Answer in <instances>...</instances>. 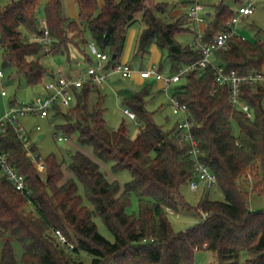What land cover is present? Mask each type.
I'll use <instances>...</instances> for the list:
<instances>
[{
  "label": "trees",
  "instance_id": "16d2710c",
  "mask_svg": "<svg viewBox=\"0 0 264 264\" xmlns=\"http://www.w3.org/2000/svg\"><path fill=\"white\" fill-rule=\"evenodd\" d=\"M40 1H11L0 10L3 66L28 87L43 86L49 77L41 63L44 56L61 54L69 62L74 51L84 64H91L86 35L98 50L110 54L106 70L121 63L127 32L139 20L143 26L133 58L148 54L155 45L161 53L158 70L166 69L167 75L201 58L190 44L181 46L175 39L178 34H195L185 22L187 10L168 20L176 5L186 9L195 0H103L102 5L74 0L78 21L63 15L62 0H46V54L30 39L43 35L37 22ZM234 15L235 10L222 2L213 5L203 40L224 32ZM212 61L225 73L241 77L264 72V43L232 36L225 49L213 53ZM180 83L173 96L187 107L198 160L215 175L223 199L213 200L205 190L192 205L182 194L195 175L191 147L180 141L176 123L169 130L156 124L146 107L150 92L141 90L122 99L138 126L136 136L130 137L123 121L117 129L107 127L104 97L86 84L63 116L71 122L57 129L67 137L75 134L77 144L89 148L97 161L78 150L67 164L47 157L45 171L39 172L12 128L0 136V150L27 185L21 193L0 176V264L16 263L12 241L22 249V264H83L81 251L92 256L91 264H194L198 251L211 252L216 264H264V209L251 210L248 200L251 193L264 195V85L241 84V98L252 113L246 118L230 105L229 90L215 86L211 66L190 71ZM58 116L59 111L52 114ZM102 164L109 165L113 175L128 172L130 180L121 185L108 179ZM132 196L138 203L136 215L126 211ZM181 208L192 210L200 221L174 232L169 212ZM94 217L102 220L112 242L99 234ZM55 230L71 250L59 242Z\"/></svg>",
  "mask_w": 264,
  "mask_h": 264
},
{
  "label": "rangeland",
  "instance_id": "374dc122",
  "mask_svg": "<svg viewBox=\"0 0 264 264\" xmlns=\"http://www.w3.org/2000/svg\"><path fill=\"white\" fill-rule=\"evenodd\" d=\"M11 1L17 0H0V10L3 9ZM170 4H176V0H167ZM245 0H200V3L205 6V12H211L213 14V5L224 3L229 6L232 10H236L239 6V3H243ZM46 0H41L37 13V22L44 19V4ZM63 3V15L66 16L67 11V2L62 0ZM66 8V9H65ZM188 7H181L176 5L168 13L169 21L174 20L183 14L184 10L186 11ZM75 11L76 7H75ZM210 20L207 18L206 23ZM185 22L188 20L185 18ZM188 24V23H187ZM189 25V24H188ZM142 24L140 20L132 25L128 32L125 42V47L123 53H127L126 59L122 57L120 62L129 63L134 69H148L152 68L154 65L158 68L161 61L160 57L155 58L158 48L155 45H152L149 48L148 54L143 55L142 57L134 56V51L136 47V41L140 30L142 29ZM187 27V26H186ZM237 34L243 37L249 42L260 41L264 43V0H256L255 2V11L252 16L248 18H240L238 24L236 25ZM194 38L192 32H186L178 34L175 39L181 46H188L191 44ZM85 39L89 44L91 40L89 36H85ZM87 46V48H88ZM161 54V53H160ZM73 60L82 61L79 59V55L76 52L71 53ZM72 60V61H73ZM76 62V63H77ZM42 65L48 70L54 71L57 73L58 68L63 69V73L67 72V58L64 55H47L41 58ZM75 63V62H73ZM76 63L74 66H76ZM82 65L85 66L82 61ZM0 72L3 74V78L0 82V118L5 114L7 107L10 102L16 103L17 105H22L25 103L32 102L39 94L42 93L43 86H38L35 88L28 87L23 80L15 75L14 70L7 69L3 66V49L0 47ZM166 74V69L162 72ZM63 74V75H64ZM44 78V82L46 81ZM118 80V81H116ZM43 82V84H44ZM157 83L154 79H148L140 81L136 77L130 79H121L119 76L110 77L107 82L102 86L101 95L104 97L103 107L105 108L104 120L109 129H117L120 123L123 121L126 128L128 129L129 136L135 137L138 131V126L135 121L129 120L124 114V106L122 104V93L126 92H138L141 90H149L151 92L150 97L147 102V109L150 112H153V118L156 124L162 126L165 130H169L175 126L180 120L179 115H174L169 106V97L173 95L175 88L180 86V84H173L167 93L163 92L161 88L159 89ZM162 87V86H161ZM5 92L6 96H2L1 93ZM95 98V96H93ZM94 100V99H92ZM91 100V103H92ZM69 110H64L63 113L67 114ZM64 115L58 117L49 116L46 119H41L38 116L28 115L25 117H20L18 119V124L21 126L27 133L30 143L33 147V153L38 154L40 159L44 161L49 156H54L57 160L67 164L69 162L70 154L80 150L91 157L93 160L97 161L96 158L92 155L89 148L80 147L76 142V135L71 137L65 136L59 129L58 125H62L66 122H71L70 119L63 117ZM40 127V130L37 131L36 127ZM234 133H237L236 128H234ZM42 136V138H40ZM61 137L63 140L58 141L55 137ZM27 156V155H26ZM101 170L105 173L106 177L110 180H117L121 185H124L130 180L128 172H121L117 175H113L110 172L109 165H101ZM205 190H200L198 192H190L189 189L184 187L182 189V194L186 197L187 201L192 205H196L200 200L202 194ZM82 194V190L80 189ZM210 198L213 200H222L223 197L219 191L211 190L209 194ZM249 205L251 210L258 211L264 209V195H259L258 193H251L249 195ZM130 206L127 208L128 214H137L138 213V203L135 197H131ZM88 205L87 203H85ZM89 206V205H88ZM170 213V212H169ZM169 222L174 232L185 231L191 226L195 225L200 221V216L196 213H193L192 210L181 208L179 212L172 213L169 215ZM94 222L97 226V230L100 235L112 242L114 240L112 234L103 224L102 220L99 217H94ZM2 246V240L0 241V250ZM12 246L14 249L15 255V264H22V249L20 245L12 241ZM79 260L83 264H91L92 256L88 255L86 252L81 251L79 253ZM216 257L208 251H198L194 257V264H216Z\"/></svg>",
  "mask_w": 264,
  "mask_h": 264
},
{
  "label": "built area",
  "instance_id": "2783aa9c",
  "mask_svg": "<svg viewBox=\"0 0 264 264\" xmlns=\"http://www.w3.org/2000/svg\"><path fill=\"white\" fill-rule=\"evenodd\" d=\"M256 0H245L235 10V15L226 23V30L210 41L203 40L204 30L199 27L204 25L209 16L205 12V6L200 0H195L187 9V20L196 26L194 38L190 44L193 50L201 54L200 60L196 63L185 66L173 75H167L158 70L156 66L143 70H134L128 63H119L108 70L105 65L110 59L107 51H100L93 44H89L88 50L93 62L86 65L84 70H80L72 75L58 74L50 79L39 94L32 102L17 105L10 102L5 114L0 118V136L5 135L9 128H12L18 139L22 142L23 148L26 150L27 157L31 160L34 168L39 172L46 169L44 161L40 159L38 154L31 150V143L26 131L19 126L18 119L28 115L38 116L46 119L55 112L61 115L64 110L72 108L75 94L78 93L86 84L93 85L97 88L101 87L113 75L119 76L121 79H130L137 75L141 80L154 79L162 83L161 90L165 93L173 84H177L183 77L194 69L203 70L211 66L214 70V82L217 87H226L229 90V103L232 107L239 109L246 118H251L252 113L249 106L241 98V84L248 82L252 85H264V72L249 74L245 77L237 76L234 72L225 73L224 67L215 64L212 61V55L215 51L225 49L228 40L232 36H238L236 25L240 18H248L255 11ZM38 24L43 32L41 36L31 37V41L37 42L43 46L42 53L46 54L47 46L50 42L48 27L44 19L39 20ZM243 38V37H241ZM244 39V38H243ZM3 78L0 72V82ZM6 96L5 92L1 93ZM169 106L174 115H179L180 120L176 123V130L179 134L181 142L190 144L189 155L196 164L195 175L189 181L187 188L190 192H198L200 190L211 191L217 189V180L215 175L198 160V147L191 132V122L186 105L181 104L173 95L169 97ZM123 114L131 121H135V114L127 108H124ZM39 131L40 127H36ZM57 138V136H55ZM62 141L61 137L57 138ZM0 176L5 178L19 192L24 193L27 189L25 178L19 174L15 166L9 161L6 153L0 150ZM172 214V212H170ZM61 244L67 245L71 250L73 246L67 242L64 235L58 231H54Z\"/></svg>",
  "mask_w": 264,
  "mask_h": 264
},
{
  "label": "crops",
  "instance_id": "0c3cea01",
  "mask_svg": "<svg viewBox=\"0 0 264 264\" xmlns=\"http://www.w3.org/2000/svg\"><path fill=\"white\" fill-rule=\"evenodd\" d=\"M97 1V3L99 4V5H102L103 4V0H96ZM66 2H67V13H66V16H68L69 18H72V19H74V20H76V21H78L77 20V12L75 11V3H74V0H66ZM66 9V8H65ZM64 11V10H63ZM207 15L209 16V20L211 21L212 20V18H213V14H211V12L209 13V12H207ZM189 23V27H190V29H192V30H196V26L194 25V24H191L190 22H188ZM206 25H207V23H205L204 25H201L200 27H199V29L200 30H204L205 29V27H206ZM160 51L159 52H157L156 53V55H154L155 56V58H157V57H160ZM123 57L126 59V57H127V53L125 52V53H123ZM79 59L81 60V58L79 57ZM77 60V59H76ZM76 60H71V61H67V65H68V67H67V72H66V74H64L63 73V69L62 68H58V70H57V73H55L54 71H51V70H48V72H47V76H49V77H46L47 79H46V81L44 82V84H43V86L50 80V79H52V78H54L56 75H58V74H64V75H72V74H75V73H77L78 71H80V70H84V68H85V66H86V64H85V66H83L82 65V61H76ZM73 62H77L76 63V66H74V64L75 63H73ZM155 66V65H154ZM134 69V68H133ZM134 70H136V69H134ZM139 70H143V69H139ZM114 76V75H113ZM113 76H111V77H113ZM136 77V79H139L140 81H143V80H141L137 75H135L134 76V78ZM116 81H118V80H116ZM157 85H158V87H159V89L161 88V86L162 85H160V83H157ZM102 87L103 86H101V87H99V88H97L100 92H101V90H102ZM148 92H150L149 90H147ZM133 92V91H132ZM132 92H124V93H122L123 95H122V99L124 98V97H127V96H129L130 95V93L131 94H133ZM151 93V92H150ZM40 138H42L41 136H40Z\"/></svg>",
  "mask_w": 264,
  "mask_h": 264
},
{
  "label": "water",
  "instance_id": "95a60500",
  "mask_svg": "<svg viewBox=\"0 0 264 264\" xmlns=\"http://www.w3.org/2000/svg\"><path fill=\"white\" fill-rule=\"evenodd\" d=\"M132 93L135 94L136 92L133 91ZM41 137H42V136H41Z\"/></svg>",
  "mask_w": 264,
  "mask_h": 264
}]
</instances>
